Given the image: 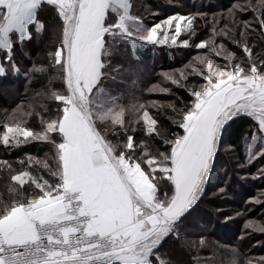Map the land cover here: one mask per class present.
I'll return each instance as SVG.
<instances>
[{"label":"snow or ice","instance_id":"snow-or-ice-1","mask_svg":"<svg viewBox=\"0 0 264 264\" xmlns=\"http://www.w3.org/2000/svg\"><path fill=\"white\" fill-rule=\"evenodd\" d=\"M45 6L59 21L55 48L46 65L33 63L24 75L29 83L43 75L47 83L4 110L0 144L47 142L53 155L43 162L28 155L19 169L0 160L8 174L0 191V264H172L161 249L168 239H181L228 124L251 118L247 158L264 157V0H237L210 19L176 13L151 26L133 14L131 0H0V50L13 72H19L14 47L45 29L38 15ZM198 18L210 32L194 43ZM182 34L187 38L178 41ZM121 42L133 50L169 44L206 49L183 67L160 73L186 89L189 100L177 108L107 89L110 56ZM6 74L0 62V75ZM189 77L203 83L189 84ZM146 91L171 89L152 84ZM162 107L172 110L168 119L176 131L159 124V112L152 110ZM33 116L39 130L28 126ZM138 132L160 146L152 150L146 140L137 142ZM34 164L40 168L30 170ZM244 227L264 233L258 221L246 220ZM230 251L239 257L237 249ZM231 264H264V256Z\"/></svg>","mask_w":264,"mask_h":264},{"label":"trees","instance_id":"trees-1","mask_svg":"<svg viewBox=\"0 0 264 264\" xmlns=\"http://www.w3.org/2000/svg\"><path fill=\"white\" fill-rule=\"evenodd\" d=\"M131 2L133 14L146 21L145 25L151 26L176 13L182 15L206 13L210 19L213 13L226 10L237 0H131ZM38 15L45 22L42 34L38 35L33 30L31 40H25L13 49V60L19 72L12 71L11 65L4 61L6 53L0 50V62H3L7 69L6 75H0V120H3L5 109L10 112L22 100L26 101L35 90H39L47 83L43 75L37 74L31 83L24 75L33 63L38 66L46 65L47 53L55 48L54 41L59 30V21L54 9L45 6ZM250 16V13L245 14L243 18L248 19ZM204 24V20L199 18L196 20L197 36L192 42L198 43L209 35L210 29L201 26ZM184 38L187 36L182 34L178 41ZM228 47L237 55L242 54L234 45L229 44ZM257 50L258 48H255L254 52ZM204 51L207 50L170 44L146 45L133 50L129 43L121 42L113 49V54L110 56L109 78L105 80L104 85L113 94H120L126 98L129 93H133L140 97L142 102L155 100L161 105L175 102L179 108L181 99L185 102L189 100L188 92L164 80L160 73L181 68L198 52ZM216 59L222 62L221 58ZM188 83L199 84L203 81L199 77H189ZM152 84L169 87L171 91L163 94L148 93L146 89ZM55 87L60 88L59 82ZM152 111L159 112L160 125L167 127L169 131L177 130L168 119L172 115L171 109L162 107ZM28 126L39 130L38 118L31 117ZM254 130L255 122L247 117L234 120L224 130L223 136L224 134L227 136L225 138L222 136L224 138L222 144L227 143L236 151L237 162L236 160L225 162L221 144L204 194L183 221L181 239L179 241L168 239L163 244L161 252L165 254V259L172 261V264H231L233 259L242 262L246 257L264 256V233L244 227L246 220L264 223V202L255 203L257 199L264 201V196L261 195L264 193V175H262L264 157L249 160L245 149V142ZM2 131L3 126L0 123V132ZM134 138L137 142L146 140L152 150L160 146L159 141L146 137L143 132H138ZM161 150L164 149L161 147ZM28 155L37 157L43 162L53 155L52 146L40 141L29 142L19 147H5L0 144V160L9 161L13 168L19 169L21 167L19 161ZM48 163L53 167L55 165L52 159H48ZM236 163L240 168L236 166L229 169V165ZM223 166L225 171L222 170ZM36 168H40V165L34 164L30 170ZM41 174L48 178L46 170L41 169ZM6 180L8 174L0 170V191L5 190ZM223 203H228L227 205L232 207L234 205V208L224 209ZM209 205H217V212L207 210L206 207ZM234 213H237V216H232ZM201 238L204 240L203 246ZM232 248L237 249L239 257L233 256L230 251Z\"/></svg>","mask_w":264,"mask_h":264},{"label":"rangeland","instance_id":"rangeland-1","mask_svg":"<svg viewBox=\"0 0 264 264\" xmlns=\"http://www.w3.org/2000/svg\"><path fill=\"white\" fill-rule=\"evenodd\" d=\"M139 17V16H138ZM143 21V20H142ZM144 22V21H143ZM146 23V21L144 22V24ZM105 86V85H104ZM227 135L226 134H224V138L226 137ZM224 138H222V139H224ZM251 141H250V138L249 139H247L246 140V142H245V149H246V153H247V145L250 143ZM258 147H259V143H258ZM222 149H223V157H224V160H225V162L226 161H231V160H236V162H237V156H236V151L232 148V147H229L228 145H227V143H224L223 142V144H222ZM237 166V167H236ZM232 167H236V168H240V166L236 163V164H234V165H229V169L231 168L232 169ZM223 168L224 169H222V170H226L225 169V166H223ZM224 171H222V172H224ZM256 200V199H255ZM207 204V203H206ZM225 204V206H227V207H225L224 206V209L225 208H234V205H233V207L232 206H228L227 204L228 203H223L222 205H224ZM217 205H212V206H207L206 208H207V210H215V212H217V210H218V207H216ZM229 211V210H228ZM233 212V211H232ZM232 216H237V213H234ZM227 218V217H226ZM229 218V217H228ZM224 220H226V219H224Z\"/></svg>","mask_w":264,"mask_h":264},{"label":"crops","instance_id":"crops-1","mask_svg":"<svg viewBox=\"0 0 264 264\" xmlns=\"http://www.w3.org/2000/svg\"><path fill=\"white\" fill-rule=\"evenodd\" d=\"M132 3V2H131Z\"/></svg>","mask_w":264,"mask_h":264}]
</instances>
